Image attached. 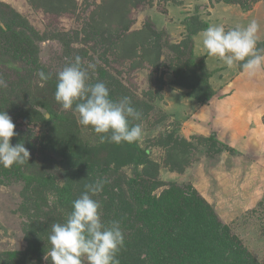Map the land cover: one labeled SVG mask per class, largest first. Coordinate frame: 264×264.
<instances>
[{
	"label": "rangeland",
	"instance_id": "rangeland-1",
	"mask_svg": "<svg viewBox=\"0 0 264 264\" xmlns=\"http://www.w3.org/2000/svg\"><path fill=\"white\" fill-rule=\"evenodd\" d=\"M1 6L16 14V28L37 48L35 64L0 52L4 88L27 110L49 116L34 104L42 101L73 125L69 136L55 125L12 119L17 135L11 143H23L30 156L23 166H0V264H51L45 260L51 224L63 222L72 210L59 191L69 187L73 201L84 184L101 177L107 183L95 198L105 221L121 222L125 241L138 231L147 234L153 223L166 224L169 238L179 244L176 233L187 206L179 202L173 210L174 203L166 202L179 192V198L196 193L227 227L228 238L221 242L238 252V264H249V258L264 264V72L249 78L238 67L227 69L202 47V31L194 36L186 31L189 21L223 22L228 28L255 18L261 26L258 47L264 48V0L246 12L213 0H0ZM76 55L85 66L96 64L91 82L106 83L112 98L130 97L142 113L134 121L143 129L135 142L143 152L139 163L117 166L107 152L96 156L103 143L78 124V114L55 101V74ZM195 65H201L196 80L209 74L213 96L206 103L176 85L180 72ZM41 70L51 78L42 81ZM210 136L221 150L216 156ZM136 190L160 200L151 213L168 206L171 216H151Z\"/></svg>",
	"mask_w": 264,
	"mask_h": 264
},
{
	"label": "clouds",
	"instance_id": "clouds-1",
	"mask_svg": "<svg viewBox=\"0 0 264 264\" xmlns=\"http://www.w3.org/2000/svg\"><path fill=\"white\" fill-rule=\"evenodd\" d=\"M260 23L250 19L246 24L226 28L223 22L211 23L199 34L202 47L211 57L218 58L227 69L239 68L249 78L264 72V48L258 47ZM96 64L84 65L76 55L55 74V101L65 111L78 114V124L91 128L100 143H134L143 136L140 123L142 113L128 96L112 98L106 83L91 82L90 71ZM42 81L51 78L43 70L38 73ZM0 78V87H6ZM45 119H51L50 116ZM17 135L10 115L0 110V166L11 168L28 163L29 150L23 143L13 145ZM107 181L97 178L83 186L80 195L71 202L72 210L63 222L51 224L48 235L50 249L45 260L51 264H120L118 258L125 246L121 222L105 221L102 203L98 197Z\"/></svg>",
	"mask_w": 264,
	"mask_h": 264
},
{
	"label": "trees",
	"instance_id": "trees-1",
	"mask_svg": "<svg viewBox=\"0 0 264 264\" xmlns=\"http://www.w3.org/2000/svg\"><path fill=\"white\" fill-rule=\"evenodd\" d=\"M213 1L225 4H237L241 7L243 12L248 11L251 5L257 2V0ZM246 1H250V4ZM15 17L16 14L14 12L8 10V8H4L3 6L0 7V52L9 55L12 59L35 64L37 62V48L31 44L28 36L16 28V25L20 23L17 22L14 24ZM190 22L191 21L186 24V31L189 36H194L199 31L208 27L204 22H201L200 24H198L199 22ZM189 40L191 41V37L186 39V41ZM261 46H264V43ZM201 65L203 66L202 63ZM201 65H195L193 68L191 67L186 70L185 73L180 72L179 78L182 80L180 82L177 81L176 85L182 88L190 89L191 92L189 93V96L191 98L200 103H206L213 96V92L207 84V80L209 78L208 73L205 72L203 78L196 80V77L199 78V75H195V71L197 68L201 69ZM193 78L196 81H191ZM11 93L12 91H7L4 87H0V110L6 111L9 115H12V119L15 121L19 119L25 122L30 121L37 127H41V125L43 127L55 125L57 127V132L60 131L64 135L68 134L71 136V134L68 133L69 131L67 132L68 128L73 125L70 120L56 114L46 103L42 101L34 102L36 106L47 110L51 119H45L46 115L40 113L38 110H27L23 107L17 94L15 95L16 99H12L13 93ZM19 104H21L22 107ZM55 121L58 125L53 124ZM17 138L19 141L20 137L17 136ZM208 140L211 144L216 146L214 150L211 148V154L213 156L218 155L221 150L218 146L217 139L214 136H210ZM77 142H79L78 139ZM110 144L111 148L108 150L106 149L107 142L103 143L98 149H96V156H102L104 152H107L109 153L110 158L115 161L117 166L137 164L141 161L140 156L143 152L138 149L135 142L125 143V149H120L121 144ZM121 156L123 157L121 158ZM136 193L138 198H142V201L146 202L150 206L147 210L148 213L150 212L149 208L156 207L160 202V200H150L144 193H140L138 190H136ZM141 194L142 196H140ZM179 195L180 192L176 195V197L169 198V201L166 202L170 204L174 203L176 207L174 206L173 210L177 208V204H179V202L180 204H185V207L187 206L185 211L186 218L181 222L182 224L178 229L179 232L176 233V238L179 239V244L174 242L173 239L171 241V231L167 230L168 227L166 224L162 228H156L153 226V223L152 225L148 224L149 227L147 226V234L138 231L136 233V237L130 238L128 242L125 241V246L120 251L118 256L120 264H238V262H241L235 254L238 252L234 251L233 253L231 248L228 247V242H221L223 238H228L227 227L217 221L215 215L209 211V207L206 202L196 193L186 198H179ZM59 196H61L65 203L71 204L72 197L69 187L61 189L59 191ZM173 210L171 207L169 209L167 206V209L164 208L158 210V214H153L151 212L149 214L153 217H157L159 215L165 216L167 215V212L170 215ZM152 222L156 224L154 219ZM169 236L171 238H169ZM142 249L144 250L139 256V251ZM194 250L197 251L194 252ZM204 259H206V261L202 263ZM245 260H248L247 262L249 264L253 262L251 258ZM243 262L245 261L243 260L242 264H244Z\"/></svg>",
	"mask_w": 264,
	"mask_h": 264
}]
</instances>
